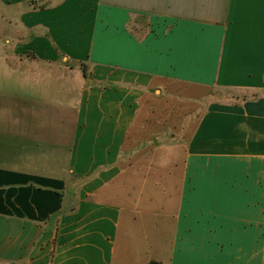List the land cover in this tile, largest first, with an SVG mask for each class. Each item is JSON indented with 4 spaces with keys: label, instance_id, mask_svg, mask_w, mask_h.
Segmentation results:
<instances>
[{
    "label": "crops",
    "instance_id": "obj_1",
    "mask_svg": "<svg viewBox=\"0 0 264 264\" xmlns=\"http://www.w3.org/2000/svg\"><path fill=\"white\" fill-rule=\"evenodd\" d=\"M0 264H264V0H0Z\"/></svg>",
    "mask_w": 264,
    "mask_h": 264
},
{
    "label": "rangeland",
    "instance_id": "obj_2",
    "mask_svg": "<svg viewBox=\"0 0 264 264\" xmlns=\"http://www.w3.org/2000/svg\"><path fill=\"white\" fill-rule=\"evenodd\" d=\"M187 91H188L189 93L193 92L194 94H198V93H200L198 90H190V89H187ZM225 95H226V94H225ZM199 111H200V110L197 109L196 112H195L194 114L196 115V113H198Z\"/></svg>",
    "mask_w": 264,
    "mask_h": 264
}]
</instances>
